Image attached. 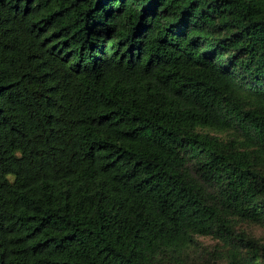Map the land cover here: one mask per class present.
<instances>
[{"label": "trees", "instance_id": "16d2710c", "mask_svg": "<svg viewBox=\"0 0 264 264\" xmlns=\"http://www.w3.org/2000/svg\"><path fill=\"white\" fill-rule=\"evenodd\" d=\"M251 226L264 0H0V264H264Z\"/></svg>", "mask_w": 264, "mask_h": 264}, {"label": "rangeland", "instance_id": "374dc122", "mask_svg": "<svg viewBox=\"0 0 264 264\" xmlns=\"http://www.w3.org/2000/svg\"><path fill=\"white\" fill-rule=\"evenodd\" d=\"M248 230H251L253 233H255L259 238H262V239H264V228H262V227H260V226H257V227H255V226H251V227H248ZM204 241V243L206 244V245H209V246H211V245H215V244H217V241L216 240H213V239H205V240H203Z\"/></svg>", "mask_w": 264, "mask_h": 264}]
</instances>
